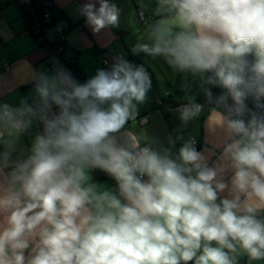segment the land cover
<instances>
[{
	"label": "clouds",
	"instance_id": "clouds-1",
	"mask_svg": "<svg viewBox=\"0 0 264 264\" xmlns=\"http://www.w3.org/2000/svg\"><path fill=\"white\" fill-rule=\"evenodd\" d=\"M83 12L94 32L119 24L109 0L98 8L89 2ZM158 12L172 15L152 26L150 44L133 51L162 56L180 71L211 73L207 83L225 90L215 98L224 112L212 111L230 140L220 162L210 167L191 141L173 158L129 134L118 139L151 87L143 66L118 57L84 83L63 70L41 74L44 134L26 159L12 153L31 123L25 117L36 112L0 106V264H235L242 253L264 259V220L257 218L264 210V114L243 119L249 97L264 108V0H158ZM53 105L59 113L48 118ZM202 109L190 101L179 118L187 123ZM89 169L113 178L118 194L91 183ZM228 169L230 185L222 180ZM225 190L231 198L220 197Z\"/></svg>",
	"mask_w": 264,
	"mask_h": 264
},
{
	"label": "crops",
	"instance_id": "crops-1",
	"mask_svg": "<svg viewBox=\"0 0 264 264\" xmlns=\"http://www.w3.org/2000/svg\"><path fill=\"white\" fill-rule=\"evenodd\" d=\"M52 2V18L44 27V35L48 42L52 41L56 36L54 21H61V26L65 30L67 54L76 57L81 71L82 77L78 82L82 83L83 80L95 75L99 65L97 55L101 49L121 54H137L150 76L151 87L145 101L137 104L135 120H129L125 127L116 133L121 142L127 140L129 134L133 140L139 138L141 146L147 142L161 154L167 149L175 158L179 148L191 141L196 150L206 157L210 167L220 162L224 145L230 140L223 128L212 123L217 119V115L212 114L214 108L209 109L202 118L205 112L203 108L197 117L187 123L179 118L178 109L182 105L190 101L199 103L198 98L203 85L199 87V83L192 80L195 76L199 79L205 73L180 71L170 66L162 56L153 57L144 52L133 51L139 43L150 44L149 33L152 26L172 15L158 12V0H109V3L115 4L119 10V24L108 26L99 32L92 30L83 12L84 5L89 2L95 3L98 8L99 0H52ZM37 6H40V0L12 2L0 0V106L6 104L18 109L29 100L39 98L36 92L39 76L55 75L53 71L44 67L47 47L32 36ZM139 12L144 21H141ZM48 25L53 26V32H49ZM158 99L162 100L161 104H158ZM103 107L107 108L108 105L105 104ZM142 116L147 117L145 122L140 121ZM25 119L31 123L15 140L13 160L26 159L31 154L32 141L40 135L36 115L26 116ZM5 139H8L7 131ZM0 151H3V145H0ZM88 175L91 183L107 179L113 192L118 194L117 187L109 176H104L102 170L89 169ZM232 175V170L228 169L222 180L230 185ZM220 197L231 198L227 190L220 193ZM257 218L264 220V210L258 213ZM30 251L31 249L26 255ZM235 264H264V259L252 260L246 253H242L236 257Z\"/></svg>",
	"mask_w": 264,
	"mask_h": 264
},
{
	"label": "built area",
	"instance_id": "built-area-1",
	"mask_svg": "<svg viewBox=\"0 0 264 264\" xmlns=\"http://www.w3.org/2000/svg\"><path fill=\"white\" fill-rule=\"evenodd\" d=\"M9 1L12 2L13 0H9ZM52 8H53L52 0H42L41 16L43 19H46V18L51 19L52 18ZM139 14H140L141 21H144V18L141 15V12H139ZM54 26L56 29V36L53 38L52 42L53 43L63 42L65 40V30L61 26V21H54ZM61 50H62V46L59 44L56 49H54L52 51H48L47 55L44 59V67L46 70H51L55 74L61 70L71 74L70 69L67 67L64 60L61 58V56L59 54V52ZM97 57H98V61H99L98 69H105V70L110 69L112 64L116 61V59L118 57L129 61L133 65L142 66V63H141L138 55L135 53L121 54V53L111 52L107 49H101V50H99ZM4 66L6 67L7 64L5 63ZM92 77H90V78H92ZM90 78L85 79L84 82H86ZM157 102H158V104H161L162 100L158 99ZM25 105L31 106L33 108V110L36 112V117H37L39 127H40V135H43L44 134V123H43L42 119L40 118V113L38 111V109L42 106L41 98L39 97V98H34L32 100H29L22 107H24ZM22 107H20V108H22ZM58 113H59V108L56 105H53L51 111L48 112L47 115H48V118H52L54 115H57ZM146 120H147L146 116L140 117L141 122H145ZM144 179H145V177H144Z\"/></svg>",
	"mask_w": 264,
	"mask_h": 264
},
{
	"label": "trees",
	"instance_id": "trees-1",
	"mask_svg": "<svg viewBox=\"0 0 264 264\" xmlns=\"http://www.w3.org/2000/svg\"><path fill=\"white\" fill-rule=\"evenodd\" d=\"M36 9H37V13L40 12V18L35 20V30L32 31L33 38L36 41H38L41 45H45L47 47L48 51H52V50L56 49L58 47V45L60 44L62 46V50L59 52V54H60L61 58L64 60L67 67L70 69L71 76L73 77V79H75L78 82L79 79H81V77H82L81 71H80L76 57L68 56V54H67L68 47H67L66 41L64 40L63 42L53 43L52 42L53 40L48 42L45 38L44 27H45L46 23L41 16L42 0H40V6H37ZM247 60L249 61V63L254 62L255 56L249 55L247 57ZM209 75H211V73H205L204 74L203 90H202L200 97L198 98V102L200 104H202L203 108L205 109V112L203 113L202 118L205 116L207 111L209 109H212V108L217 109L221 112H224V108L222 106H218L215 104V98L224 94L225 90L219 86H214V85L208 84L207 83V77ZM78 83H80V82H78ZM82 83H84V80L82 81ZM206 90L211 91L212 96H213V101L210 102L207 99L206 94H205ZM228 103L231 104L232 101L229 99ZM245 103L247 105V108L249 109V112H246L244 117H243V119L245 121H247L251 118V113H256L257 115L264 114V108L257 107V103L252 97H249ZM261 103H264V100H262ZM103 173H104V176L108 177V175L104 171H103ZM109 179L117 187L113 178H111L109 176ZM182 264H183V262H182ZM188 264H195V262L190 261V262H188Z\"/></svg>",
	"mask_w": 264,
	"mask_h": 264
},
{
	"label": "rangeland",
	"instance_id": "rangeland-1",
	"mask_svg": "<svg viewBox=\"0 0 264 264\" xmlns=\"http://www.w3.org/2000/svg\"><path fill=\"white\" fill-rule=\"evenodd\" d=\"M44 21H45V23H48L49 19L46 18V19H44ZM47 29L50 30L49 32H53L54 31L53 26H50V25L47 26ZM203 77L204 76L199 77V79H198V76H195V77H193L192 81L199 83V87H201L203 85V82H204V78ZM94 184L98 185V187L101 188V189H106V190L112 189L111 191H113V188L109 184L107 179H103L101 181H98L97 183L95 182Z\"/></svg>",
	"mask_w": 264,
	"mask_h": 264
},
{
	"label": "water",
	"instance_id": "water-1",
	"mask_svg": "<svg viewBox=\"0 0 264 264\" xmlns=\"http://www.w3.org/2000/svg\"><path fill=\"white\" fill-rule=\"evenodd\" d=\"M35 18H36V19H39V18H40V12H38V13L35 15Z\"/></svg>",
	"mask_w": 264,
	"mask_h": 264
}]
</instances>
